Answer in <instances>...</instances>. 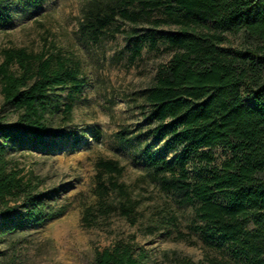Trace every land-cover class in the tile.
Instances as JSON below:
<instances>
[{"label": "trees", "instance_id": "obj_1", "mask_svg": "<svg viewBox=\"0 0 264 264\" xmlns=\"http://www.w3.org/2000/svg\"><path fill=\"white\" fill-rule=\"evenodd\" d=\"M43 3L0 0V29L10 27L20 11ZM117 18L132 26L143 19L154 31L175 29L166 40L173 53L156 68L144 94L145 121L150 137L184 150L175 162L147 153L140 179L178 208L191 209L195 219L189 227L206 245L228 250L234 264H264V0H90L82 10L80 33L92 43L123 34L106 35ZM241 33L250 47H225L227 35ZM150 40L155 46V36ZM143 44L144 38L134 41L133 59ZM0 58L2 106L17 114L12 123L0 120V223L11 221L21 229L60 213L48 205L56 192L37 193L9 156L58 145L51 142L45 119L55 109L49 95L58 89L78 91L84 80L76 63L60 52L0 48ZM215 149L224 153L218 165ZM96 169L93 204L83 217L88 226L117 215L132 227L140 224L145 235L175 230L183 239L169 204L143 222L139 199L118 181L123 168L117 162L99 160ZM94 258L96 264L149 262L134 237ZM175 259V264H194ZM233 263L206 254L199 264Z\"/></svg>", "mask_w": 264, "mask_h": 264}, {"label": "rangeland", "instance_id": "obj_2", "mask_svg": "<svg viewBox=\"0 0 264 264\" xmlns=\"http://www.w3.org/2000/svg\"><path fill=\"white\" fill-rule=\"evenodd\" d=\"M89 2L44 0L39 9L20 11L10 27L0 29L1 49L60 52L76 63L84 80L78 91L58 89L49 95L55 109L45 119L50 140L58 145L15 150L9 156L36 186L37 193L56 192L48 205L54 214H60L21 229H14L11 221L1 222L0 264H96V252L131 237L138 249L147 253V264H175V258L199 264L206 254L233 263L228 250L206 245L200 235L191 231L189 226L195 219L191 209L178 208L171 198L140 179L147 153L175 162L184 150L150 137V124L145 121L144 94L156 68L173 53L166 40L175 32L174 27L154 31L143 19L132 26L117 18L106 35L111 36L115 30L123 34L92 43L79 30L82 10ZM136 6L137 3L130 10ZM151 35L157 41L155 46ZM140 38H144L143 49L133 59L132 47ZM248 44L241 33L227 35L225 47L244 49L250 47ZM67 105L71 111L66 114ZM16 117L12 109L2 106L0 94V120L12 123ZM60 138L66 141L59 142ZM213 154L218 165L224 153L215 149ZM99 160H113L123 168L118 181L139 199L143 222L152 217L153 211L169 204L178 217L183 239L179 240L175 230L145 235L140 224L132 227L117 215L99 218L97 224L88 226L83 217L93 204Z\"/></svg>", "mask_w": 264, "mask_h": 264}]
</instances>
